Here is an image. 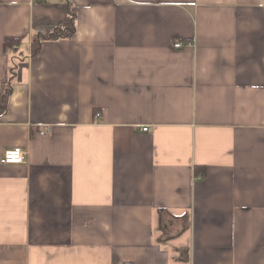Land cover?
I'll return each instance as SVG.
<instances>
[{"label":"crops","instance_id":"1","mask_svg":"<svg viewBox=\"0 0 264 264\" xmlns=\"http://www.w3.org/2000/svg\"><path fill=\"white\" fill-rule=\"evenodd\" d=\"M14 147L0 264H264V0H0Z\"/></svg>","mask_w":264,"mask_h":264},{"label":"trees","instance_id":"2","mask_svg":"<svg viewBox=\"0 0 264 264\" xmlns=\"http://www.w3.org/2000/svg\"><path fill=\"white\" fill-rule=\"evenodd\" d=\"M63 30H64V33H66L67 35H70L72 34L73 32V27H72V21L70 19V17L68 16V18L65 20L64 24H63ZM60 31L59 30H54L52 31L51 33H48V34H38L36 35L33 40H32V43H31V46L33 48V54H36L37 53V50H38V46L39 44L41 43L42 40H45V39H50V38H53L55 36H59L58 34ZM61 35V34H60ZM16 39H13V38H6L5 39V42H4V46H8L10 44H12L13 42H15ZM7 89L5 91V95L7 94ZM202 171V169H204V167L202 166V169L201 167L198 168Z\"/></svg>","mask_w":264,"mask_h":264},{"label":"built area","instance_id":"3","mask_svg":"<svg viewBox=\"0 0 264 264\" xmlns=\"http://www.w3.org/2000/svg\"><path fill=\"white\" fill-rule=\"evenodd\" d=\"M174 46L180 47L181 43H176ZM147 130H148V127H142L143 132H146ZM43 133L44 131L40 132V134H43ZM25 155H26V151L20 147L5 149L0 159V162L4 164L22 163L25 159Z\"/></svg>","mask_w":264,"mask_h":264}]
</instances>
